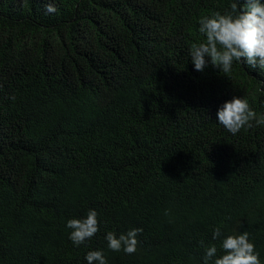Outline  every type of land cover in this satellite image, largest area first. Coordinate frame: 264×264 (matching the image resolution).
Returning <instances> with one entry per match:
<instances>
[{"label":"trees","instance_id":"1","mask_svg":"<svg viewBox=\"0 0 264 264\" xmlns=\"http://www.w3.org/2000/svg\"><path fill=\"white\" fill-rule=\"evenodd\" d=\"M228 3L0 0V264H200L216 226L264 264V125L215 122L232 95L264 114V72L188 56ZM89 208L99 231L74 247L65 221ZM129 228L136 251L109 250Z\"/></svg>","mask_w":264,"mask_h":264},{"label":"clouds","instance_id":"2","mask_svg":"<svg viewBox=\"0 0 264 264\" xmlns=\"http://www.w3.org/2000/svg\"><path fill=\"white\" fill-rule=\"evenodd\" d=\"M51 10V9H50ZM197 32L203 39L190 43L188 56L193 70L200 72L211 65L218 72L230 75L233 64L247 65L264 72V0H229L223 13L213 11L197 21ZM264 104V101L261 102ZM264 125V114H257L245 97L232 95L215 111V122L228 133L236 135L242 128ZM98 212L89 208L80 218H69L64 227L74 247L90 240L98 231ZM140 228H129L116 233L108 230L104 240L109 250L131 254L136 251ZM222 254L217 256V245L208 243L203 247L200 264H261L247 231L222 233L221 227L211 230V240L217 241ZM86 264H107L103 250H88L84 255Z\"/></svg>","mask_w":264,"mask_h":264}]
</instances>
